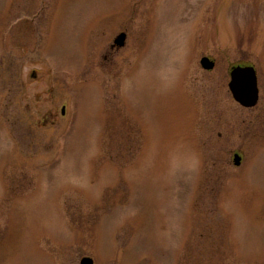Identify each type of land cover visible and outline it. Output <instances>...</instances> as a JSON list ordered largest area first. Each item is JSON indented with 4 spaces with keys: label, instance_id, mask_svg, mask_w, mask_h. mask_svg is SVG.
I'll return each mask as SVG.
<instances>
[{
    "label": "rangeland",
    "instance_id": "374dc122",
    "mask_svg": "<svg viewBox=\"0 0 264 264\" xmlns=\"http://www.w3.org/2000/svg\"><path fill=\"white\" fill-rule=\"evenodd\" d=\"M84 256L264 264V0H0V264Z\"/></svg>",
    "mask_w": 264,
    "mask_h": 264
},
{
    "label": "water",
    "instance_id": "95a60500",
    "mask_svg": "<svg viewBox=\"0 0 264 264\" xmlns=\"http://www.w3.org/2000/svg\"><path fill=\"white\" fill-rule=\"evenodd\" d=\"M126 37L127 34L125 32H120L114 39V43L117 46H124ZM201 64L207 70H211L215 67V61L208 56H203L201 58ZM230 76L229 88L235 100L244 106H253L257 104L259 100V86L255 68L251 65H236L233 66ZM64 112L65 108L63 107L62 113ZM240 162L241 156L235 155V164H240ZM80 264H94V260L90 256H84Z\"/></svg>",
    "mask_w": 264,
    "mask_h": 264
},
{
    "label": "flooded vegetation",
    "instance_id": "af4514ba",
    "mask_svg": "<svg viewBox=\"0 0 264 264\" xmlns=\"http://www.w3.org/2000/svg\"><path fill=\"white\" fill-rule=\"evenodd\" d=\"M241 105H243V104H241ZM243 106H244V105H243ZM245 107H246V106H245ZM235 155H240V154L237 153V152L234 154V163H235ZM240 156H241V155H240ZM241 161H242V156H241ZM240 164H241V162H240ZM240 164H235V165H240Z\"/></svg>",
    "mask_w": 264,
    "mask_h": 264
}]
</instances>
